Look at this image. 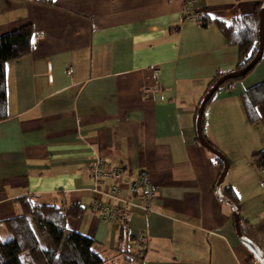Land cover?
I'll use <instances>...</instances> for the list:
<instances>
[{"label":"crops","instance_id":"obj_1","mask_svg":"<svg viewBox=\"0 0 264 264\" xmlns=\"http://www.w3.org/2000/svg\"><path fill=\"white\" fill-rule=\"evenodd\" d=\"M262 1L189 0L186 7V0H0V35L34 27L31 51L5 68L0 221L18 213L24 195L80 202L85 210L69 217L67 228L112 252L120 223L89 208L90 168L99 155L126 165L124 183L144 174L155 186L151 211L127 221L126 247L141 256L135 263L260 264L216 195L221 168L197 136L209 82L235 67L239 50L196 15L229 19ZM263 81L264 50L249 75L206 104L203 134L227 156L246 132L253 153L260 150L264 103L250 121L241 94Z\"/></svg>","mask_w":264,"mask_h":264},{"label":"trees","instance_id":"obj_2","mask_svg":"<svg viewBox=\"0 0 264 264\" xmlns=\"http://www.w3.org/2000/svg\"><path fill=\"white\" fill-rule=\"evenodd\" d=\"M188 1L186 0V7ZM196 20L201 26L215 23L228 43L236 45L239 50L235 67L217 72L210 80L203 97L222 80L210 100L221 87L233 88L236 82L249 75L259 63L264 50V47L261 50L264 0L257 3L252 12L238 14L229 19L213 18L204 11L196 15ZM33 35L34 27L31 23L0 35V111L6 106V63L31 51L34 46ZM255 59L257 61L250 66ZM241 99L248 120H258L257 106L264 103V81L244 90ZM213 153L222 173L227 157L221 151ZM253 156L256 166L264 171V147L254 152ZM222 191L232 202L239 205L238 194L231 184L222 185ZM84 210L82 203L58 202L56 196L50 200L21 196L18 199V213L12 218L0 221V264H139L135 260H140L141 256L126 247V241L132 238L127 222H120L119 245L112 252L82 232L69 230L66 226L67 219L80 215ZM241 221L240 216V229Z\"/></svg>","mask_w":264,"mask_h":264},{"label":"built area","instance_id":"obj_3","mask_svg":"<svg viewBox=\"0 0 264 264\" xmlns=\"http://www.w3.org/2000/svg\"><path fill=\"white\" fill-rule=\"evenodd\" d=\"M190 15L188 14V17ZM158 71L155 72L157 76ZM127 167L123 164H110L103 156L97 155L90 168L94 180L95 197L90 203V210L104 219L113 222H127L130 215L140 212L148 214L155 197V186L144 174L129 178L124 183ZM264 183V176L261 178ZM123 184L126 187H123ZM142 240V234H139Z\"/></svg>","mask_w":264,"mask_h":264},{"label":"rangeland","instance_id":"obj_4","mask_svg":"<svg viewBox=\"0 0 264 264\" xmlns=\"http://www.w3.org/2000/svg\"><path fill=\"white\" fill-rule=\"evenodd\" d=\"M250 140L251 136L247 132L240 136L239 141L235 139L238 149L231 148L230 156L215 147L228 160V171L223 186L231 184L238 194L242 233L246 238L256 242L264 252V183L261 182L264 171L256 166L252 150L254 144L250 145ZM258 147L257 149L264 147V141ZM242 149L245 150L241 151ZM224 205L232 211L229 204L224 202Z\"/></svg>","mask_w":264,"mask_h":264},{"label":"water","instance_id":"obj_5","mask_svg":"<svg viewBox=\"0 0 264 264\" xmlns=\"http://www.w3.org/2000/svg\"><path fill=\"white\" fill-rule=\"evenodd\" d=\"M261 36H262L261 37V45H262L261 46V50H262L263 47H264V25H263ZM256 61H257V59H255V61L250 66H252ZM221 83H222V80H219L213 87H211L209 89V91L203 97V99L200 102L199 110H198L197 118H196L198 139L200 140V142L202 144H204L207 148H209L210 150H212L215 153H219V151H218V149L213 147L206 140V138H205V136L203 134L202 122H203V115H204V110H205L206 104H207L209 98L211 97V95L214 93V91L217 89V87ZM227 171H228V160L225 159L224 169H223V171H222V173H221V175H220V177H219V179L217 181V184H216V188H215L216 195H217L219 200L228 203L232 207L234 222H235L236 231H237L238 236L240 237V239L243 242V244L250 250L251 254L258 260V262L260 264H264V252L262 251L260 246L256 242H254L253 240L246 238L241 233V229H240V213H239L238 206L234 202H232L228 197H226L224 195L223 191H222V185H223L225 176L227 174Z\"/></svg>","mask_w":264,"mask_h":264}]
</instances>
